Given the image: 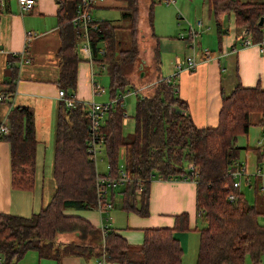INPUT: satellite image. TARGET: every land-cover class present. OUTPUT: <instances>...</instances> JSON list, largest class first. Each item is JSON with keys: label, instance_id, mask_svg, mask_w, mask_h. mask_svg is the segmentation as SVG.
Returning a JSON list of instances; mask_svg holds the SVG:
<instances>
[{"label": "trees", "instance_id": "1", "mask_svg": "<svg viewBox=\"0 0 264 264\" xmlns=\"http://www.w3.org/2000/svg\"><path fill=\"white\" fill-rule=\"evenodd\" d=\"M56 1L61 27L57 86L67 93H74L80 61L76 48L81 33L69 22L76 14L80 0ZM125 1L122 17L130 22L128 47H119L115 38L118 27L110 21H93L88 28L92 60L105 65L110 97L117 99L116 91L122 93L126 88L136 95L132 116L134 130L130 140L123 141L122 138L124 110L121 98L109 108L100 129L111 173H118V152L123 150L124 169L129 177L126 188L130 190L123 200L124 209L145 216L150 180L188 177L190 172L183 167V162L191 164L196 184L195 207L202 223V227L196 229L199 239L195 264H244L246 257L252 264H259L264 254V225L258 222L261 212L233 187L229 172L240 164V152L247 150L239 147L236 141L248 133L250 116L259 114L261 120L264 119V90L258 84L243 87L237 82L230 92L222 95L217 126L196 127L184 102L171 92L172 85L160 72L158 39L153 33V7L159 0H150L144 13L148 29L145 36L154 41L149 56L144 59L147 64L141 60L143 46H139L144 38L138 30L139 0ZM205 2L209 14L215 16L218 33L220 17L233 13L235 29L241 37L250 34L258 41L264 36V23L258 25L264 17V0ZM139 65H142L141 69ZM234 76L237 80L236 68ZM144 86L148 88L140 91ZM13 92V84H6L7 99L13 97ZM80 103L73 108L57 104L52 164L55 190L48 204L29 218L0 213L1 264L17 261L28 250L37 251L40 257L89 254L102 255L118 264H180L182 250L173 233L188 229L185 213L175 217L172 228L146 229L136 253L112 228L100 230L81 217L63 213L66 208L91 209L96 205L95 169L86 153L88 121ZM4 124L9 132L0 139L10 145L11 187L31 190L36 145L33 111L26 106L11 107ZM252 150L258 152L259 149ZM136 190L140 191L137 200L134 197ZM229 196L231 200H228ZM66 234L73 235L74 240L56 242L59 235Z\"/></svg>", "mask_w": 264, "mask_h": 264}, {"label": "crops", "instance_id": "2", "mask_svg": "<svg viewBox=\"0 0 264 264\" xmlns=\"http://www.w3.org/2000/svg\"><path fill=\"white\" fill-rule=\"evenodd\" d=\"M161 1L163 0H159L158 3H162ZM203 2L202 10L207 9L208 11L207 3L205 0ZM149 3L150 0H141V4L144 5V13H146ZM171 3L169 1L167 5L169 6ZM57 7L56 0H33L30 9L20 12L17 0H0V94L4 95V100L0 101V123L5 122L11 107H29L33 111L36 140L34 186L31 190H17L13 189L10 184V145L6 140L0 139V213L10 216L29 218L31 215L37 214L41 208L48 204L55 190L52 164L58 104L56 99L59 79L57 52L60 47L61 28L57 19ZM95 7L118 10L123 18L122 13L125 11L126 1L93 0L91 16ZM230 14L228 17L231 16V23L225 27L222 15L219 22L220 33L216 28V33L214 32L215 34L210 36L214 37V45H210L207 50L212 51L213 54L208 59L197 58V65L193 69L180 72L172 81L176 86L175 96L184 102L187 114L198 128H215L217 126L222 95L230 92L237 82L243 87H254L258 84L264 90V54L260 53L254 44L256 41L253 40V36L246 34L241 37L236 32L234 16L233 13ZM93 21L96 20L93 18ZM110 22L112 23V21ZM177 25L180 26L178 20ZM173 29L174 27L164 29L161 23L154 29L153 33L158 39L157 49L160 59L177 56L184 58L191 53L185 39L175 36ZM207 31H209V27L206 25L203 27L202 20V32L199 37ZM244 38L249 39L251 43L243 45ZM146 39L148 38L146 37ZM153 42L152 39L144 41L143 44H146L147 48L142 47V49L149 54L148 51ZM199 44L196 42L197 52L201 50ZM214 49L216 51H213ZM11 57L16 60H10ZM144 59L147 58L144 57ZM89 65L83 60L77 64L74 91L77 102L87 103L86 101L90 97L105 94L104 92L98 95L93 92L91 81L93 80L97 84L95 82L96 74H93L91 80L90 70L95 66L90 65L89 67ZM235 68L237 80L234 76ZM102 71H106V68ZM9 83H12L14 87L11 99H7L4 93L6 84ZM110 99L112 100V98ZM106 114L101 126L104 124ZM261 118L259 114H253L249 118L250 127L259 126L260 134L264 126V119L261 120ZM126 122L127 118L124 114L122 125H125ZM101 146H103L102 142L100 148ZM256 148L258 147L256 146L254 149ZM258 149V152L245 150L244 161L239 160V162L245 165L248 171L251 170L250 172L259 167L262 175H249L242 178L238 190L242 193L241 185L244 184L256 194L260 193L263 197L260 202L263 203L264 188L261 189V187L264 186V147ZM250 151L253 152V156ZM251 156L254 158L253 160H251ZM121 158H123V152ZM93 165L96 170L95 164ZM126 184L127 182H124L106 192L105 198L112 205L108 214L116 209L108 218H104L96 206L91 209L66 208L63 213L81 217L100 230L112 228L127 241L135 253L139 251L143 232L146 229L172 228L175 217L185 213L188 216V229L175 231L173 236L182 250L180 264H195L199 239L196 229L202 227L195 207V182L190 179L154 178L150 180L145 216L124 209V197L130 192L127 190ZM117 193L120 196L119 206L114 203ZM139 194V190L134 192L136 200ZM260 217H264V215ZM73 237L69 234L59 235L56 242L66 243L72 241ZM11 264L118 263L105 259L102 255L95 257L89 254H60L57 257H40L37 251L28 250L20 259Z\"/></svg>", "mask_w": 264, "mask_h": 264}, {"label": "rangeland", "instance_id": "3", "mask_svg": "<svg viewBox=\"0 0 264 264\" xmlns=\"http://www.w3.org/2000/svg\"><path fill=\"white\" fill-rule=\"evenodd\" d=\"M257 1H262V0H257ZM161 2L162 3H158V1H156L153 9V32L154 29L157 26H159V23H161L164 29L167 28L172 29L174 27L173 29L175 31L174 35L179 38L180 34H184L185 36H187V30L189 26L194 27V24L197 21L203 20V27L204 25L208 26L209 31H207V33H204V35H201L200 37L196 36L195 41L197 43H200L199 46L201 45L200 46L201 49H209L210 45L211 46L214 45V37H210V36L216 33L215 16L212 13H210L208 16L207 9L205 11L202 10V5H204L203 0H177V1L174 0V2L169 4V6L168 5L166 6V4L163 1ZM143 6L144 5L141 4V0H139V12H138L137 21H138L139 34L140 36L144 37L143 40L140 41L142 44L144 41L145 42L150 41L149 39H146L145 36L148 33V29L145 22ZM177 15H179L182 19L178 20ZM229 15L231 14L226 13L223 15L225 27L227 24L231 23L232 21L231 16L228 17ZM92 16L96 21H103V20L112 21L114 25L118 26V28L115 30V38L116 41L119 43V47L125 48L129 46L130 30L127 28L130 22L128 19L126 20L121 18L120 11L110 9L107 7L106 8L95 7V9L92 12ZM177 20L179 21L180 26L177 25ZM141 43H139L140 47L143 46L147 48L146 44L142 45ZM213 51H216V49H214ZM140 53L141 55L143 54L141 60L144 62L145 61L144 57L147 58L149 54L145 52L144 49H141ZM78 58L81 59V57L79 56ZM176 58L182 59V57L180 56H177L175 58L172 57L170 59L167 58L160 59L161 60L160 72L162 77L167 78L168 75L171 76L173 74L172 67H173V62ZM145 62L147 64V61ZM91 72L93 74H96L95 82H97L98 86L104 88L105 94L102 96L90 97V99L86 101L87 102L86 104L87 105L92 103L100 104V105L108 104L111 100L110 99L111 94H110V81L106 71H102L99 70L97 67H94V69L91 68L90 74ZM134 84L136 85L135 82ZM146 88L148 87L144 86V88L143 87L140 88V91L145 90ZM120 97H123L121 101V105L124 110L125 117L127 118L126 124L122 125V138L123 141H128L130 140L131 134L133 133L134 130V122L132 116L134 115V111H135L136 95L132 89L126 88L122 93L120 91H116V98L119 99ZM261 137H262V132L260 134V127L251 126L246 135H242L237 138L236 143L240 147L247 148V150H252L257 146V140H259ZM122 152H123L122 149H120L118 152L117 167L119 171L124 169V159L121 158ZM250 152H251L250 154L253 156V152L252 151ZM244 157H245V150H242L239 154V160L244 161ZM95 158L96 160L94 164H95L96 172L101 175H107L109 172L108 169L109 163H108L107 155L104 150V146H101V148H99V152L95 155ZM253 159L254 158L252 157L251 160ZM183 167L187 168V163L183 162ZM241 191L244 195L245 200L249 204L255 203V205L258 208L257 210L261 212L260 216L264 215V202L263 203L260 202V200L261 201L263 200L262 195H260V193L256 194L252 189L245 187L244 184L241 185ZM114 203L116 206L120 205V196L118 193L115 195ZM113 210L111 211L110 214H107V216H111ZM103 216L104 218L106 217L105 214ZM260 216H258V222L264 225V217H260ZM260 259L261 261L259 264H264V254L261 255ZM244 264H252L249 257L245 258Z\"/></svg>", "mask_w": 264, "mask_h": 264}, {"label": "built area", "instance_id": "4", "mask_svg": "<svg viewBox=\"0 0 264 264\" xmlns=\"http://www.w3.org/2000/svg\"><path fill=\"white\" fill-rule=\"evenodd\" d=\"M173 2L171 0H163V2L167 5L168 3ZM19 11L22 12L24 10H28L32 7L33 0H17ZM93 4V0H80V3L78 5V8L76 10V14L74 17L70 20V25L73 28H77L78 32L81 33L80 40L78 41L76 53L77 56L81 57L83 61L88 62V64L95 66L99 69H104L103 64H95V62L92 60L91 56V48L90 43L88 39V28L93 23V18L91 16L90 10ZM179 17V16H178ZM263 23H264V17ZM202 32V21H197L194 24V27L189 26L187 36L179 35V37L182 39L184 38L186 41V44L188 45V48L190 50V55L186 56L182 59L176 58L173 62V74L171 76H168L166 78V82L170 83L172 85V91L175 93L176 86L172 82L173 79H175V76H177L180 72L191 70L197 65V58H204L208 59L210 55V51L207 49H201L200 52H197L196 49V42L195 38L196 36H199ZM251 42L249 39L244 38L243 45H249ZM257 47L260 53L264 54V36H262L256 43H254ZM198 56V57H197ZM80 59V60H81ZM90 78L92 80L93 73L91 72ZM92 89L95 94H102L105 92L103 87L98 86L96 83L91 81ZM121 99L123 97H120ZM58 103H62V105L66 108H73L76 106L77 101L75 100L74 93H67L63 89L57 90V97H56ZM4 100V95L0 94V101ZM117 99H112L108 104H86L84 102H81V109L85 113L86 119L88 121V138H87V145H86V153L89 157V159L95 163V155L99 152L100 144H101V136H100V129H101V123L103 120L104 115L107 113L110 107H112ZM9 132L8 127L4 124H0V136L7 135ZM257 147H264V126L262 127V137L257 141ZM187 171L190 172V176L183 177V180H186L190 178L191 181H193V177L195 175L193 174V168L191 164L187 165ZM252 173V174H250ZM233 179V187L239 189L240 180L242 178H246L247 176L251 175H262L261 169L259 167H256L253 172H250L247 170L246 166L240 163L239 165H236V168L234 170H231L229 172ZM124 182H129V177L126 175L125 171L120 170L118 173H111L108 172L107 175H101L98 174L95 170L94 175V188H95V195H96V209L98 212L103 216L106 215L105 218H108L107 214L109 213L111 209V203L108 202L105 198V194L109 189L114 188L115 186H118ZM264 186L261 187L263 189ZM228 200H231V196L228 197ZM2 259L0 258V264Z\"/></svg>", "mask_w": 264, "mask_h": 264}, {"label": "water", "instance_id": "5", "mask_svg": "<svg viewBox=\"0 0 264 264\" xmlns=\"http://www.w3.org/2000/svg\"><path fill=\"white\" fill-rule=\"evenodd\" d=\"M262 23H263V19L260 18L258 25H261ZM141 68H142V65H139V69H141ZM141 75H142V73H141Z\"/></svg>", "mask_w": 264, "mask_h": 264}]
</instances>
